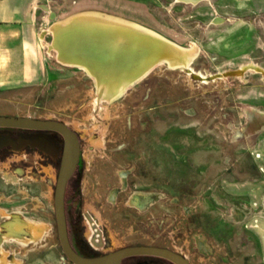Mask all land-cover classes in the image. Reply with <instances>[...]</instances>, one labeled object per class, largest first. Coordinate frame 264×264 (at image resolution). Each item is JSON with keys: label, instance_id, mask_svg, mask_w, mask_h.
Listing matches in <instances>:
<instances>
[{"label": "rangeland", "instance_id": "1", "mask_svg": "<svg viewBox=\"0 0 264 264\" xmlns=\"http://www.w3.org/2000/svg\"><path fill=\"white\" fill-rule=\"evenodd\" d=\"M83 10L199 54L98 102L96 80L55 47L57 22ZM0 115L78 135L82 162L67 190L78 217L74 198L69 215L98 252L154 246L191 264H264V0H0ZM18 155L0 166L1 264H73L55 213L60 165Z\"/></svg>", "mask_w": 264, "mask_h": 264}, {"label": "bare ground", "instance_id": "2", "mask_svg": "<svg viewBox=\"0 0 264 264\" xmlns=\"http://www.w3.org/2000/svg\"><path fill=\"white\" fill-rule=\"evenodd\" d=\"M178 1L187 3L197 0ZM75 18H78V20L74 23L73 19ZM105 18L112 21L111 23L123 26L128 25L134 28V30L144 33L150 38V40L146 41L151 43L150 47L152 50H150V52L143 51L130 54V51L125 49V45L122 48V57H116V61L110 62L111 66H109L112 67V69L118 70V75L99 78L98 75H94L95 69L88 67L86 64L91 63L94 68L100 66L101 63L105 61V58L110 56L111 52L115 50V46L117 45L112 36H108L107 33H104L99 28V25H101L100 21L105 20ZM85 20H90L92 22H86ZM54 33L55 47L58 54H60L67 63L65 66L84 70L90 77L96 80L98 92L100 91L101 93L98 102L108 101L112 103L122 97L132 86L143 81L156 67L162 64H166L173 69L189 68L199 54V47L194 45L195 43L191 47H183L179 43L169 40L158 32L145 28L136 22L100 10H83L76 12L74 15L57 22ZM140 41L141 40L138 42ZM163 48L173 50V53L165 51L162 53ZM136 60L139 65L135 68L129 67V64L134 65ZM122 64L124 66H122ZM138 66L140 67L139 70L137 69L139 68ZM128 69H130V71L134 70L133 73L129 72ZM8 227L12 231L11 236L19 239L25 244V242L21 240L24 224L20 221H14L8 225ZM97 233L98 232L93 229L92 235L94 236L92 242L94 244L97 243L96 238H99V236L96 235ZM1 263L0 260V264Z\"/></svg>", "mask_w": 264, "mask_h": 264}, {"label": "water", "instance_id": "3", "mask_svg": "<svg viewBox=\"0 0 264 264\" xmlns=\"http://www.w3.org/2000/svg\"><path fill=\"white\" fill-rule=\"evenodd\" d=\"M74 23L78 18L73 19ZM86 22H92L90 20H85ZM100 29L107 33L108 36H112L117 44L115 50H113L110 56L105 58V61L101 63L100 66H94L86 64L88 67L95 69L94 75L99 78L103 76H114L118 75V70L112 69L110 62L116 61V57H122V48L129 50L130 54H135L139 52H145L152 50L150 47L151 43L146 40H150L148 36L144 33L134 30V28L128 25H118L111 23L112 21L105 18V20L100 21ZM112 26V27H111ZM111 28V29H110ZM131 37V38H130ZM140 42H138L139 40ZM131 41V42H130ZM119 44V46H118ZM169 46V45H168ZM166 48V47H165ZM163 48L162 53L168 52L173 53V50ZM128 53V54H129ZM59 59L63 63L67 64L65 60L60 56ZM139 65L138 61H135L134 65L129 64V67H137ZM122 66H124L122 64ZM139 67V66H138ZM138 70L140 69L137 68ZM129 72L133 73L134 70ZM137 70V71H138ZM136 72V71H135ZM0 128H18V129H29V130H41V131H55L59 133L64 139V150L61 160V166L59 170L57 185L55 189V213L58 227V235L61 247L67 259L73 264H121L126 258L138 255H153L166 258L173 262L174 264H191L190 261L183 255L162 247L154 246H131L125 247L109 254L103 255L97 258H85L76 253L73 249L68 230L67 213H66V192L70 180L73 178L76 170L79 167L82 150L81 143L78 135L69 128L66 124L59 121L52 120H39L32 119L29 117H19V116H9L0 115ZM9 138L0 137V149L4 146H8L10 142ZM93 229L99 232L93 219L87 216Z\"/></svg>", "mask_w": 264, "mask_h": 264}, {"label": "flooded vegetation", "instance_id": "4", "mask_svg": "<svg viewBox=\"0 0 264 264\" xmlns=\"http://www.w3.org/2000/svg\"><path fill=\"white\" fill-rule=\"evenodd\" d=\"M0 137L9 138L8 141L10 142L8 146H4L0 149V166L5 165L7 161H10V159L14 156L19 157L18 154H24V156H26V154L28 155L45 154V156L55 160L54 162L57 165L61 166V160L64 150V139L59 133L55 131H41V130H29V129H18V128H0ZM67 192H66V213H67L69 238L73 249L76 251L77 254L85 258H97L111 253V252L100 253L98 252L99 251L98 248H94L92 244H87L82 239L81 234L76 230L78 229L77 225L73 226L72 224L73 221L71 220L72 218L69 215L70 202L71 199H73L75 196H72L68 200ZM72 206H73L72 214L74 218H77L78 217L77 199L74 198L72 200ZM121 264H174V263L160 256L138 255L124 259Z\"/></svg>", "mask_w": 264, "mask_h": 264}, {"label": "trees", "instance_id": "5", "mask_svg": "<svg viewBox=\"0 0 264 264\" xmlns=\"http://www.w3.org/2000/svg\"><path fill=\"white\" fill-rule=\"evenodd\" d=\"M81 162H82V159H81V161H80V164H79V165H81Z\"/></svg>", "mask_w": 264, "mask_h": 264}]
</instances>
